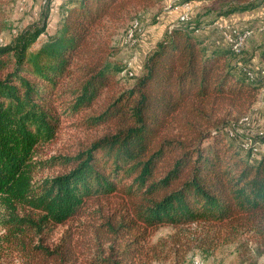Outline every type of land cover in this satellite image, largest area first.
<instances>
[{
    "label": "trees",
    "instance_id": "16d2710c",
    "mask_svg": "<svg viewBox=\"0 0 264 264\" xmlns=\"http://www.w3.org/2000/svg\"><path fill=\"white\" fill-rule=\"evenodd\" d=\"M135 1L67 0L36 48L45 19L0 45V248L17 264H150L168 256L163 240L150 241L162 224L178 230L176 264L189 236L203 256L239 239L264 244V151L252 158L228 141L226 119L199 128L180 112L201 115L208 102L243 107L255 98L264 77L238 68L244 51L209 47L196 32L264 0H211L222 4L210 10L213 19L168 28L133 83L100 100L127 65L97 32ZM258 55L264 67V43ZM68 117L105 129L70 153L45 157L40 146ZM55 166L61 171L41 174ZM58 224L67 226L49 240Z\"/></svg>",
    "mask_w": 264,
    "mask_h": 264
},
{
    "label": "rangeland",
    "instance_id": "374dc122",
    "mask_svg": "<svg viewBox=\"0 0 264 264\" xmlns=\"http://www.w3.org/2000/svg\"><path fill=\"white\" fill-rule=\"evenodd\" d=\"M66 1L49 0L47 5V0H0V45L11 43L12 39L25 27L38 20L45 19L46 27L44 32L31 45L32 49L36 48L41 41L54 32L61 18L63 11L62 4ZM182 2L184 1L137 0L129 2L120 19L115 18L103 22V25L97 32L96 39L105 43L114 52V59L126 62L127 69L115 75L117 82L110 91H105L99 97L100 100L112 93H119L133 83L134 79L132 77L141 72V60L144 55L153 47L157 40L162 38L168 28L178 23V16L182 11ZM188 2L191 4L190 19L200 18L203 21L213 19L214 13L210 10L213 7L216 9L222 5L221 2H211V0H189ZM46 8H48V14L46 17H42L43 11ZM262 12H264V2L253 9L227 14L215 21L213 20L211 23H206L196 33L200 37H204V44L209 47L227 46L228 42L225 33H231L228 27L249 29L251 33L240 50L244 51L243 54L239 55L243 60L240 62L252 71H258L257 67L260 68L262 63L258 55L259 46L264 43V31L259 30L260 24L264 22ZM133 19L139 21L141 31L135 33V39L131 42L125 40V35L129 23ZM129 71L132 74H128ZM92 112L88 109L83 114L88 115ZM180 112L190 122L195 123L196 121V125L199 128H209L213 124H221L224 119L228 120L229 125L224 130L227 132L231 128L233 135L228 136L230 139L227 140L231 141L235 146L238 145L240 147L244 140L264 135V81L260 84L255 98L243 107L233 106L225 101L214 104L208 102L200 108L201 115H193L187 110H181ZM83 114L81 115L85 116ZM243 115L248 116V123L246 124L239 121ZM79 119L75 117L66 118L58 130L56 139L40 146L42 155L48 157L55 154L70 153L79 144L98 137L105 129L102 124L87 126L73 125L71 123ZM57 171H61L60 166H55L51 169L46 168L41 174L50 175ZM88 207L92 208L93 205L88 204ZM2 213L3 206L0 203V219ZM79 218L82 220L85 216ZM66 226V224H58L49 240H56ZM3 231L4 229L0 224V235ZM177 231V228L168 224L159 225L152 231L150 241L157 242L163 240L165 243L164 249L167 250L168 256L162 259H153L150 264H176V255L172 250L173 244L171 240ZM189 238H185L187 244L183 243L184 248L179 250L181 253L183 251L184 255V260L181 264H192L193 258H198L201 264H264V244H260L258 241L248 240L246 245H243L240 239L219 243L211 255L203 256L196 247L195 241L192 240V236H189ZM169 246L171 247L168 248ZM17 263V257L6 256L0 248V264Z\"/></svg>",
    "mask_w": 264,
    "mask_h": 264
},
{
    "label": "built area",
    "instance_id": "2783aa9c",
    "mask_svg": "<svg viewBox=\"0 0 264 264\" xmlns=\"http://www.w3.org/2000/svg\"><path fill=\"white\" fill-rule=\"evenodd\" d=\"M181 7H182V11L178 16V22H184L188 20L190 17L191 4L188 1H185L181 3ZM261 14L264 17V12H262ZM228 28L231 30V33H225L228 45L230 46L233 52L240 53L243 43L246 41L247 37L250 35L251 32L249 29H237L234 27H228ZM259 30L264 31V22L260 24ZM139 31H141V25L137 19H133L129 23V27L125 35V40L133 42L135 39L134 38L135 33ZM238 68L241 71L245 72L250 78H254L257 76L264 77V67H260L258 71L255 72L238 61ZM128 74H132V72L129 71ZM239 121L244 124L248 123V116L243 115L242 117H240ZM227 135L228 136L233 135V130L231 128L227 130ZM240 148L242 149L243 152L249 153L250 157L253 158L260 155L264 151V142H259V141L253 142L252 139L244 140L241 143ZM192 264H201V261L198 258H193Z\"/></svg>",
    "mask_w": 264,
    "mask_h": 264
}]
</instances>
